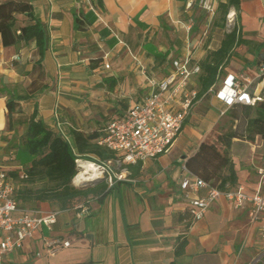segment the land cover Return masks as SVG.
I'll list each match as a JSON object with an SVG mask.
<instances>
[{
  "label": "crops",
  "instance_id": "crops-1",
  "mask_svg": "<svg viewBox=\"0 0 264 264\" xmlns=\"http://www.w3.org/2000/svg\"><path fill=\"white\" fill-rule=\"evenodd\" d=\"M15 1L30 3L45 27L42 68L47 88L21 100L20 112L9 121L8 93L26 91L35 44L4 47L0 37V164L10 169L13 164L24 168L30 164L16 162L19 148L13 145H18L33 113L73 146L71 130L100 132L149 93L148 81L161 79L171 60L199 65L232 27L247 43L233 48L234 55L211 88H219L227 75H233L251 97L264 98V70L260 71L264 65L258 63L264 53V0H240L237 17L230 9L225 27L218 21L220 0L214 1L212 13L201 9L198 0ZM198 75L190 80L196 90ZM254 104L225 108L213 92L202 94L166 153L127 165L128 181L112 187L102 178L92 182L93 186L103 181L108 192L100 200L89 196L86 213L37 202L36 209L59 211L52 231L42 227L2 264H253L262 245L259 224L249 221L247 204L243 201L237 208L222 196L201 219L191 222L188 202L177 193L176 181L201 143H214L216 135L253 116ZM225 118L232 121L229 127L224 126ZM229 156L237 182L225 190L242 187L249 194L264 193L258 174L264 168V139H234ZM42 236L69 239L71 246L48 256ZM182 240L185 245L177 255Z\"/></svg>",
  "mask_w": 264,
  "mask_h": 264
},
{
  "label": "built area",
  "instance_id": "built-area-1",
  "mask_svg": "<svg viewBox=\"0 0 264 264\" xmlns=\"http://www.w3.org/2000/svg\"><path fill=\"white\" fill-rule=\"evenodd\" d=\"M214 1L198 0V5L206 12L212 13ZM263 70L262 67L260 71ZM200 72L198 64L190 66L187 60H171L167 73L161 79L152 78L148 81L150 91L147 95L107 122L100 131L97 143L110 150L112 158L103 162H86L95 166L100 178L106 181L108 187L129 180L127 165L154 159L169 150L198 98L197 90L190 86V80ZM208 92H213L225 108L235 104L253 105L261 100L259 97H251L233 75H227L219 88H210ZM223 114L224 111H220V115ZM14 160V154L9 153V161ZM75 162L77 172L72 178V183L79 185L77 176L82 160L76 159ZM10 167L11 169L0 164V264L42 227L51 232L59 212L21 208L15 200L17 181L15 177L9 176L7 171L18 169L20 179H26L27 174L24 167L15 164ZM258 174L260 181L264 182V168L259 169ZM176 190L179 196L188 202L187 212L191 222L201 219L211 203L222 196L237 208L244 201L248 206L249 221L259 224L262 252L257 255L253 264H264V193L249 194L242 187L219 190L191 173L185 164L182 165V174L176 181ZM201 190L205 191L203 195L199 194ZM74 207L80 208L83 213L88 211L87 204L82 203ZM42 242L48 256L71 246L69 239L63 237L42 236ZM36 256H40V253H36Z\"/></svg>",
  "mask_w": 264,
  "mask_h": 264
},
{
  "label": "trees",
  "instance_id": "trees-1",
  "mask_svg": "<svg viewBox=\"0 0 264 264\" xmlns=\"http://www.w3.org/2000/svg\"><path fill=\"white\" fill-rule=\"evenodd\" d=\"M239 7L240 0L218 2L217 14L221 27H225L230 9L235 10L237 17ZM0 37L4 47L35 44V60L29 75L32 78L26 91L20 95L8 93L6 108L10 121L13 113L20 112L21 100L47 88L46 75L42 68L47 37L44 25L34 16L32 5L15 0L0 4ZM246 43L239 37L236 28L232 27L224 34L219 48L207 52L199 63L201 72L197 76V97L205 94L217 83L222 67L234 55L233 48ZM258 63L264 65V53ZM259 101L254 104L253 116L239 120L235 128L216 135L214 143H201L197 153L185 161L186 168L219 190L235 186L237 176L229 150L234 139L251 141L255 136L264 139V98ZM70 135L73 146L59 133L48 129L40 119H36V113L30 116L18 143L19 149L33 156L30 164L24 168L27 178L20 179L18 169L7 171L17 181L15 200L21 208L25 203L34 201L50 203L65 210L73 208V203L77 200H83L82 203L87 204L89 196L100 200L108 192L103 181H98L93 186L72 183L77 172L76 159L103 162L112 158V152L97 143L100 132L71 130ZM36 184L39 185L37 188L30 187ZM184 245L185 240H182L175 250L177 255L182 252Z\"/></svg>",
  "mask_w": 264,
  "mask_h": 264
},
{
  "label": "rangeland",
  "instance_id": "rangeland-1",
  "mask_svg": "<svg viewBox=\"0 0 264 264\" xmlns=\"http://www.w3.org/2000/svg\"><path fill=\"white\" fill-rule=\"evenodd\" d=\"M225 24H228V14L226 16V23ZM233 113L238 114L237 110H233ZM229 122H232V121H230L229 119L225 118L224 119V126L229 127L230 126V125H228ZM17 147H18V145L15 143L13 145V148H17ZM235 149L239 150V148H237V147ZM234 154H236V153H234ZM15 157H16V162H19L20 164H26L27 162L29 163L33 159V156L30 155L27 151H25L23 149H19V151L17 152ZM8 162L11 163V164L13 163L12 161H8ZM92 184L93 183H85V184H81L80 186H92ZM38 186L39 185H37V184L36 185H30V187H33V188H37ZM51 205H53V204H51ZM38 206H39V204L37 202L33 201V202L25 203L23 205V208L34 210V209L38 208ZM255 264H261V263H255Z\"/></svg>",
  "mask_w": 264,
  "mask_h": 264
},
{
  "label": "bare ground",
  "instance_id": "bare-ground-1",
  "mask_svg": "<svg viewBox=\"0 0 264 264\" xmlns=\"http://www.w3.org/2000/svg\"><path fill=\"white\" fill-rule=\"evenodd\" d=\"M81 170L77 176L78 184L92 183L100 178L99 172L90 162L82 161Z\"/></svg>",
  "mask_w": 264,
  "mask_h": 264
}]
</instances>
